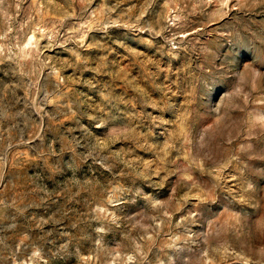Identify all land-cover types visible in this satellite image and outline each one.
<instances>
[{
  "label": "rangeland",
  "instance_id": "rangeland-1",
  "mask_svg": "<svg viewBox=\"0 0 264 264\" xmlns=\"http://www.w3.org/2000/svg\"><path fill=\"white\" fill-rule=\"evenodd\" d=\"M0 264H264V0H0Z\"/></svg>",
  "mask_w": 264,
  "mask_h": 264
}]
</instances>
